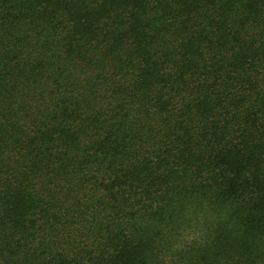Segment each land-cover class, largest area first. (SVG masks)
I'll use <instances>...</instances> for the list:
<instances>
[{"label":"trees","instance_id":"16d2710c","mask_svg":"<svg viewBox=\"0 0 264 264\" xmlns=\"http://www.w3.org/2000/svg\"><path fill=\"white\" fill-rule=\"evenodd\" d=\"M0 264H264V0H0Z\"/></svg>","mask_w":264,"mask_h":264}]
</instances>
